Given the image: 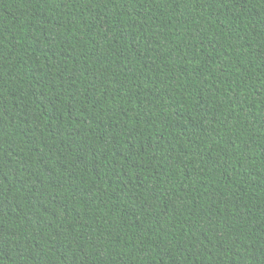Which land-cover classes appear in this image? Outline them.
I'll use <instances>...</instances> for the list:
<instances>
[{
  "label": "trees",
  "instance_id": "16d2710c",
  "mask_svg": "<svg viewBox=\"0 0 264 264\" xmlns=\"http://www.w3.org/2000/svg\"><path fill=\"white\" fill-rule=\"evenodd\" d=\"M0 264H264V0H0Z\"/></svg>",
  "mask_w": 264,
  "mask_h": 264
}]
</instances>
